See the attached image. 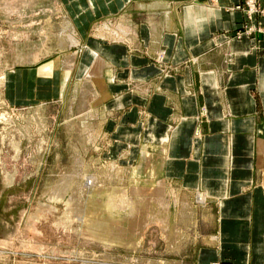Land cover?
<instances>
[{
  "label": "rangeland",
  "instance_id": "rangeland-1",
  "mask_svg": "<svg viewBox=\"0 0 264 264\" xmlns=\"http://www.w3.org/2000/svg\"><path fill=\"white\" fill-rule=\"evenodd\" d=\"M46 5L0 0V264H201V249L217 242L215 204L165 178L162 150L142 153L141 139L130 140L128 162L117 130L127 109L104 108V85L76 74L67 28L48 23ZM237 8L247 21L234 36L257 30L260 0ZM113 22L96 27L101 36L137 49Z\"/></svg>",
  "mask_w": 264,
  "mask_h": 264
},
{
  "label": "crops",
  "instance_id": "crops-1",
  "mask_svg": "<svg viewBox=\"0 0 264 264\" xmlns=\"http://www.w3.org/2000/svg\"><path fill=\"white\" fill-rule=\"evenodd\" d=\"M243 1L47 0L44 8L48 23L67 28L76 74L104 85V108L127 109L117 130L128 162L141 139L142 153L162 150L165 178L215 204L217 242L201 249V264H264V16L253 33L234 36L247 21ZM113 21L137 49L101 36L97 28ZM134 83L155 91L139 94Z\"/></svg>",
  "mask_w": 264,
  "mask_h": 264
},
{
  "label": "bare ground",
  "instance_id": "bare-ground-1",
  "mask_svg": "<svg viewBox=\"0 0 264 264\" xmlns=\"http://www.w3.org/2000/svg\"><path fill=\"white\" fill-rule=\"evenodd\" d=\"M252 3H254V1H251ZM253 7H254V4L252 5ZM250 13H253L252 11L250 12ZM73 40V39H72ZM77 43V42H76ZM75 43V44H76ZM91 185H93L94 184V180H92V179H90V182H89ZM145 225V224H144Z\"/></svg>",
  "mask_w": 264,
  "mask_h": 264
}]
</instances>
